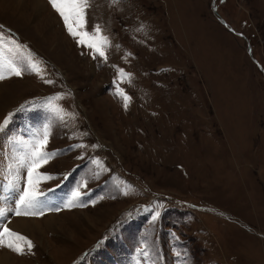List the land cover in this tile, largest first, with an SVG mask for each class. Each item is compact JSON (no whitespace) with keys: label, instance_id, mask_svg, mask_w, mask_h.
I'll list each match as a JSON object with an SVG mask.
<instances>
[{"label":"rangeland","instance_id":"obj_1","mask_svg":"<svg viewBox=\"0 0 264 264\" xmlns=\"http://www.w3.org/2000/svg\"><path fill=\"white\" fill-rule=\"evenodd\" d=\"M211 1L88 0L100 56L50 0H0V71L22 70L0 80L8 264H264V0ZM45 132L40 214L18 216Z\"/></svg>","mask_w":264,"mask_h":264},{"label":"snow or ice","instance_id":"obj_2","mask_svg":"<svg viewBox=\"0 0 264 264\" xmlns=\"http://www.w3.org/2000/svg\"><path fill=\"white\" fill-rule=\"evenodd\" d=\"M52 7L60 14L63 18L65 26L67 27L69 33L73 37H81L77 40L79 44H85L89 48H93L100 56H104V51L101 50L100 47H97L95 43H91L88 40L84 39V37H88L89 33L87 32H78L77 28H82L84 26V14L85 9L89 6L88 0H50ZM73 18L76 21V27L70 22ZM99 32V28L97 27L96 32L92 33V37L94 38L96 33ZM105 38V43H106ZM12 44H15L17 49L21 46L15 41H11ZM29 69L37 70V65L35 62L29 60L28 64ZM7 72L8 76L15 75L21 76L22 70L17 67L14 62L7 61L3 65V70L0 71V80H4L8 78L4 73ZM46 83H52V81H45ZM122 94V93H121ZM125 98V106H127V100L129 99L127 96ZM55 99H60V97H56ZM4 125H7V119L4 121ZM3 130V127H0V131ZM48 142V133H44V138L41 141H37L34 145L29 146V151L26 156L22 159L21 167L27 169V184L28 187L23 190L22 194L19 196L17 201V206L15 209L16 215H37L40 213H36L31 211L36 207L37 204V194L34 190V183L38 182L41 177L38 169L43 167V165L47 164L50 159H52L56 153L46 152L43 149L46 147ZM34 177L36 178L34 180ZM50 178V177H48ZM74 199H79L80 192L77 191L73 194ZM71 205V201L69 202ZM2 214V213H0ZM4 236H12L17 237V239L24 240L25 238L20 236L18 233L11 231L9 228L4 227L2 231H0V241H2ZM28 249L31 250L32 243L31 241H27ZM12 247V245H8ZM16 251L23 254V249L19 246L15 248Z\"/></svg>","mask_w":264,"mask_h":264},{"label":"bare ground","instance_id":"obj_3","mask_svg":"<svg viewBox=\"0 0 264 264\" xmlns=\"http://www.w3.org/2000/svg\"><path fill=\"white\" fill-rule=\"evenodd\" d=\"M22 2V1H21ZM38 2V1H37ZM40 2V1H39ZM17 6V5H16ZM15 8V7H14ZM17 9V8H16ZM21 9V8H20ZM23 10V8H22ZM19 11V10H17ZM24 15V14H23ZM3 89H0V92H2ZM6 90V89H5ZM7 92V90H6ZM5 92V93H6ZM4 93V94H5ZM3 94V93H2ZM53 217L55 216H46V218H44L43 220H45V224L48 226V224H50L49 219H52ZM54 225V224H53ZM11 228L14 229V231H18V232H22V233H29L31 234L33 231H37V230H40V226L38 224L37 221L35 220H22V219H17V220H14L12 221V223L10 224ZM12 229V230H13ZM27 231V232H25ZM33 235V234H31ZM11 261V260H10ZM10 263L9 260H8V256L7 255H1L0 256V264H8Z\"/></svg>","mask_w":264,"mask_h":264},{"label":"water","instance_id":"obj_4","mask_svg":"<svg viewBox=\"0 0 264 264\" xmlns=\"http://www.w3.org/2000/svg\"><path fill=\"white\" fill-rule=\"evenodd\" d=\"M211 2H212V5H213V7H214V5H215V0H212Z\"/></svg>","mask_w":264,"mask_h":264}]
</instances>
